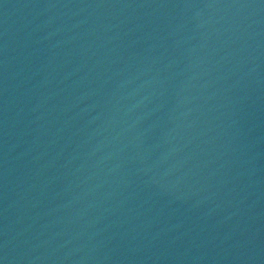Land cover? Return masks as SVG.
I'll return each instance as SVG.
<instances>
[{"label":"water","instance_id":"obj_1","mask_svg":"<svg viewBox=\"0 0 264 264\" xmlns=\"http://www.w3.org/2000/svg\"><path fill=\"white\" fill-rule=\"evenodd\" d=\"M0 264H264V0H0Z\"/></svg>","mask_w":264,"mask_h":264}]
</instances>
